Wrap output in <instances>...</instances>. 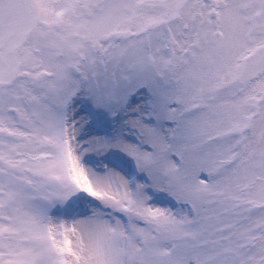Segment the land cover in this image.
I'll return each mask as SVG.
<instances>
[{"label": "snow or ice", "instance_id": "snow-or-ice-1", "mask_svg": "<svg viewBox=\"0 0 264 264\" xmlns=\"http://www.w3.org/2000/svg\"><path fill=\"white\" fill-rule=\"evenodd\" d=\"M0 264H264V0H0Z\"/></svg>", "mask_w": 264, "mask_h": 264}]
</instances>
